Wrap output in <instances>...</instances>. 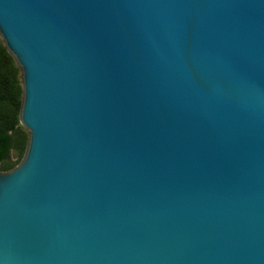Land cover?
Instances as JSON below:
<instances>
[{
  "label": "water",
  "instance_id": "obj_1",
  "mask_svg": "<svg viewBox=\"0 0 264 264\" xmlns=\"http://www.w3.org/2000/svg\"><path fill=\"white\" fill-rule=\"evenodd\" d=\"M0 39V264H264V0H0Z\"/></svg>",
  "mask_w": 264,
  "mask_h": 264
},
{
  "label": "trees",
  "instance_id": "obj_2",
  "mask_svg": "<svg viewBox=\"0 0 264 264\" xmlns=\"http://www.w3.org/2000/svg\"><path fill=\"white\" fill-rule=\"evenodd\" d=\"M21 94L20 71L0 39V172L14 169L25 152L28 134L18 118Z\"/></svg>",
  "mask_w": 264,
  "mask_h": 264
},
{
  "label": "rangeland",
  "instance_id": "obj_3",
  "mask_svg": "<svg viewBox=\"0 0 264 264\" xmlns=\"http://www.w3.org/2000/svg\"><path fill=\"white\" fill-rule=\"evenodd\" d=\"M26 131V130H25ZM27 132V131H26ZM15 160H16V158H15Z\"/></svg>",
  "mask_w": 264,
  "mask_h": 264
}]
</instances>
